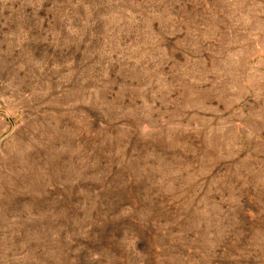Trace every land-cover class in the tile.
Listing matches in <instances>:
<instances>
[{"label":"rangeland","instance_id":"obj_1","mask_svg":"<svg viewBox=\"0 0 264 264\" xmlns=\"http://www.w3.org/2000/svg\"><path fill=\"white\" fill-rule=\"evenodd\" d=\"M263 57L264 0H0V264H264Z\"/></svg>","mask_w":264,"mask_h":264},{"label":"crops","instance_id":"obj_2","mask_svg":"<svg viewBox=\"0 0 264 264\" xmlns=\"http://www.w3.org/2000/svg\"><path fill=\"white\" fill-rule=\"evenodd\" d=\"M260 61L264 65V57L262 59H260ZM263 69H264V67H263ZM248 71H249V80H250V82L253 83V87H249V89H247L248 92L256 93V94L257 93L258 94H260V93L264 94V73L261 74V79H263L262 82H257V79H258L257 74H256L257 70L249 69ZM263 72H264V70H263ZM250 88H252V89H250ZM262 156L264 157V153L262 154Z\"/></svg>","mask_w":264,"mask_h":264}]
</instances>
